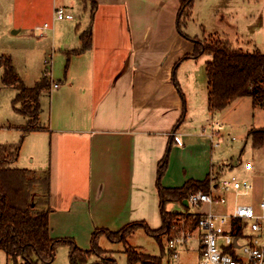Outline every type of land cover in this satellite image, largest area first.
I'll return each instance as SVG.
<instances>
[{"label": "crops", "instance_id": "0c3cea01", "mask_svg": "<svg viewBox=\"0 0 264 264\" xmlns=\"http://www.w3.org/2000/svg\"><path fill=\"white\" fill-rule=\"evenodd\" d=\"M77 1L62 2L73 7ZM95 1L89 23L82 29L77 23L74 37L64 38L59 62L66 61L67 66L52 79L58 86L51 87L46 125L41 115L38 118L45 127L29 131L44 140L46 156H30L27 165L19 166L49 169V234L72 238L81 249L91 247L96 228L117 231L136 221L160 226L157 168L165 153L160 178L164 188L179 187L189 179H209L212 172L223 173L225 168L224 162L213 161L218 155L212 151L221 143L218 136L209 138L201 130L205 124L197 130L189 125L195 116L194 101L209 109L206 64L211 56L183 58L193 52L194 43L176 28L180 0ZM55 2L0 0V18L12 24L28 18L34 22L52 16ZM250 2L259 3L241 0L240 6ZM81 5L90 13L87 1L81 0ZM191 15L183 31L193 37L186 30L193 22ZM253 25L254 21L238 32L246 34ZM89 26L90 47L75 53L82 44L80 33ZM49 29L53 31V26L39 28V35ZM9 30L19 31L12 25ZM222 34L219 37L234 46L236 38ZM186 83L191 85V96ZM39 102L42 106V96ZM214 123L222 125L218 120ZM172 203L184 206L177 205L175 212L188 210L189 203L178 201L166 203L165 208ZM104 236H99L98 244ZM99 246L112 255L110 248Z\"/></svg>", "mask_w": 264, "mask_h": 264}, {"label": "rangeland", "instance_id": "374dc122", "mask_svg": "<svg viewBox=\"0 0 264 264\" xmlns=\"http://www.w3.org/2000/svg\"><path fill=\"white\" fill-rule=\"evenodd\" d=\"M62 1L56 0V7L61 6L72 13V19L54 20L53 13L52 16H41L40 20L34 22H32L31 18H28L18 19L12 24L5 17L0 18V58L8 57L11 60L15 72L28 87L33 86L44 74L52 81V79H56V74L63 73L66 61L65 63L59 62V57L60 53L64 51V38L74 37V28L77 23H80V28L82 29L90 21L89 9L83 10L81 0H78L73 7L67 6L68 2ZM240 1L195 0L191 15L193 22L189 19L191 22L189 27L186 28L187 32L193 36L198 35L201 40H208L223 35L222 32L224 31L227 34L229 33L228 36L236 38L233 47L249 52H264V2H262L264 0H255L256 2L259 1V3L252 4L250 2L249 5L244 4L243 6H240ZM261 15L263 19L258 18ZM23 20L28 21L24 22ZM44 21L53 26V31L49 29L45 31L43 36H40L38 30L45 23ZM252 21H254V25L251 31L246 34L238 32L246 31ZM9 25H12L14 29H19V31L10 32ZM52 37L54 38L52 39ZM245 40L246 42H244ZM50 58L52 59L51 64L49 65L48 62L46 64L45 59L48 60ZM48 70H51L54 75H48ZM3 71L4 67L0 65V144L19 146L17 162L14 163L13 161L11 166L22 167V165H27L26 163L30 161V156L44 159L46 156V144L45 142L43 143L44 140L40 142L42 139H39L37 133H29L24 130L27 117L15 110V106H20V102L15 105L13 102L17 89L13 85H6L2 82ZM184 85L188 96H191V85L187 83ZM51 87L50 89L42 90L40 93L43 104L42 106L40 105L38 118L41 115L43 124L47 122L49 117ZM256 98L257 100L259 99V97ZM258 102L254 104L252 96H242L235 98L222 109L212 111L207 109V107L203 108V105L199 104L197 100L193 103L195 107L193 112L195 115L194 120L190 118L191 123H189L191 128L197 130L202 124L212 127L215 120L222 122L223 128L220 130L222 137L216 138L218 141L221 140L220 146L212 151V153L216 152L218 156L215 158L214 154V159L213 157L212 159L220 164L224 162L225 168L222 171L225 175H235L238 179L245 178L251 181L252 189L247 194H240L234 201L251 203L255 208H257L258 200L264 194V141L260 145L254 146L251 132L253 128L264 127V104L261 105ZM42 107L44 108L43 112ZM43 124L37 121L36 125L41 128L46 125ZM246 160L252 161L253 167L251 170L244 169L243 166ZM229 198L231 199L230 196ZM177 205L182 206L180 203H172L167 204L166 209L173 211ZM187 208L189 211L196 209L192 205ZM188 210L181 211L182 215L172 220V223L177 220V228H184V224L191 228L193 220L187 215ZM168 238V234L156 237L146 233L142 227H139L128 237L127 243L138 251L159 256L160 264L198 263L200 259L198 232L194 233L187 245L177 247V257H174L172 250L168 249ZM99 245L103 248L111 249L109 250L116 258V264H127L124 252L126 244L123 241L111 242L104 236ZM104 251L100 256L91 252L85 261L75 257L74 262L78 264H103L101 257L110 255L108 250ZM21 260L22 258H18V261ZM0 264H12L2 249H0ZM37 264H72L69 245L57 246L51 261H39Z\"/></svg>", "mask_w": 264, "mask_h": 264}, {"label": "trees", "instance_id": "16d2710c", "mask_svg": "<svg viewBox=\"0 0 264 264\" xmlns=\"http://www.w3.org/2000/svg\"><path fill=\"white\" fill-rule=\"evenodd\" d=\"M90 5V15L96 8L95 0H83ZM195 0H180L176 16V28L185 38L194 43L191 54L183 56L199 57L203 54L211 56L206 64L208 79V107L214 111L222 109L232 100L242 96H252L253 103L263 105L264 101V54L259 51H244L233 47L227 39L221 37L201 40L198 36H189L183 31ZM81 47L75 49L79 53L91 45V27L79 35ZM0 65L4 67L1 80L6 85H13L16 96L13 99L15 110L27 117L24 127L29 132L39 127L38 112L40 108V93L50 89L51 81L43 75L33 86H26L15 72L8 57L0 58ZM67 66V62H66ZM174 84L182 95L181 89L174 80ZM256 97H259L257 100ZM253 145L258 146L264 141V128L252 129ZM19 146L13 144H0V249L11 260L12 264H37L39 261H51L57 246L69 245L70 261L75 257L85 261L91 253L100 256L103 251L98 244L100 235H105L109 241H123L125 245L127 264H160V257L143 251H138L128 242V237L139 227L146 233L159 236L173 233L172 220L182 215L181 212L169 211L165 204L172 201L183 202L192 191H206L209 179H189L179 187L164 188L160 185V178L166 166L167 153L160 159L157 168L158 192L160 196L161 224L157 228L150 227L145 221L131 222L117 231L96 228L91 236L89 249L79 248L72 238H53L49 234L48 214L50 207L49 197V169L36 171L29 168L11 166L18 155ZM181 213V214H180ZM189 216V214L187 213ZM195 225L193 220L192 225ZM105 252V251H104ZM18 258H22L18 261ZM103 264H116L113 255L102 256ZM101 262V260H99ZM80 264V263H79Z\"/></svg>", "mask_w": 264, "mask_h": 264}, {"label": "built area", "instance_id": "2783aa9c", "mask_svg": "<svg viewBox=\"0 0 264 264\" xmlns=\"http://www.w3.org/2000/svg\"><path fill=\"white\" fill-rule=\"evenodd\" d=\"M72 18L73 14L63 7L54 8V20ZM48 27L49 23L45 22L40 30ZM47 62L50 65L52 59H45ZM47 74L52 75L51 70ZM51 86L57 87L58 83L51 81ZM221 127L214 123L213 128L202 126L201 130L214 138L220 136ZM243 167L251 170L252 161H245ZM252 187L248 179L225 175L220 170L212 172L208 189L192 191L187 197L189 205L196 208L188 212L195 225L189 228L184 224V228H177V220L171 224L174 234L169 236L167 245L173 256H178L177 247L187 245L198 232L200 259L197 264H264V194L258 200L257 208L251 203L234 201Z\"/></svg>", "mask_w": 264, "mask_h": 264}, {"label": "water", "instance_id": "95a60500", "mask_svg": "<svg viewBox=\"0 0 264 264\" xmlns=\"http://www.w3.org/2000/svg\"><path fill=\"white\" fill-rule=\"evenodd\" d=\"M183 203L188 206V201L186 198L183 200Z\"/></svg>", "mask_w": 264, "mask_h": 264}]
</instances>
